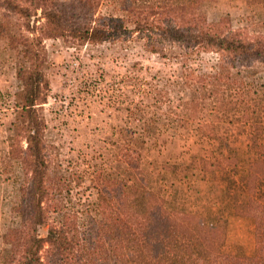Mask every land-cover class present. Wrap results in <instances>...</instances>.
Instances as JSON below:
<instances>
[{
  "label": "trees",
  "instance_id": "obj_1",
  "mask_svg": "<svg viewBox=\"0 0 264 264\" xmlns=\"http://www.w3.org/2000/svg\"><path fill=\"white\" fill-rule=\"evenodd\" d=\"M104 1L111 10L102 13ZM177 1L0 0V27L12 18L18 21L20 33L10 34L9 41L25 64L17 71L8 151L20 162L24 180L11 208L19 223L10 230L13 244L2 264H264V144L251 140L241 151L235 146L238 134L215 131L216 124L228 123L241 132L248 105L253 101L260 105L259 97L247 101L245 77L260 72L264 76V34L235 29L228 17L210 21L201 9L215 0ZM257 1L262 0H250ZM49 39L72 46L134 42L163 58L171 51L169 57L178 60L183 71L169 86L179 88L185 98L181 96V104L174 107L179 113L169 109L170 122L180 134L193 133L198 143L207 141L211 159L199 157L190 165L166 168L195 167L212 179L225 174L222 189L235 196L240 187L244 198L237 196L229 212L249 221L246 246L226 253L224 221L208 224L191 211L168 209L141 168L140 147H119L117 159L123 167L117 173L94 171L93 210L82 209L80 199L72 200L70 179L63 173L66 170L53 166L45 138L42 108L50 96V83L43 42ZM203 54L215 56V61L202 66L198 59ZM142 85L141 95L153 90L155 103H163L156 85L148 90ZM206 102H211L210 109L204 107ZM200 107L208 110L209 120L190 114ZM151 122H141L138 139L144 149V138L155 145L150 138L153 128H148ZM18 137L25 141V149L19 147ZM42 228L45 235L40 234Z\"/></svg>",
  "mask_w": 264,
  "mask_h": 264
},
{
  "label": "rangeland",
  "instance_id": "obj_2",
  "mask_svg": "<svg viewBox=\"0 0 264 264\" xmlns=\"http://www.w3.org/2000/svg\"><path fill=\"white\" fill-rule=\"evenodd\" d=\"M109 10L105 2L101 12ZM201 10L210 21L228 17L235 29L264 34V0H215ZM2 22L0 10V24ZM17 22L12 18L0 27V264L3 256L10 254L13 244L10 230L17 228L19 218L11 208L17 202L16 190L24 180L20 162L8 155L9 131L14 122L13 94L18 91L17 71L25 66L18 50L12 48L9 41L10 34L20 33ZM43 44L50 83V100L42 108L47 125L45 138L53 166L59 165L66 170L63 173L70 179L73 201L80 199L82 209L93 210L96 202L92 187L94 171L117 173L123 167L117 159L119 147L128 144L143 148L141 168L147 172L150 186L158 191L168 209L191 211L208 224L224 221L226 253L233 254L237 247L248 244L249 221L228 215L229 202L236 201L237 196L242 198L240 187L237 190L240 194L235 196L234 192L222 189L225 174L217 173L212 179L195 167L187 171L166 168L167 165L187 166L199 157L211 159L207 141L198 143L193 133L180 134L170 122L169 109L179 113L174 107L181 104V96L185 98L179 88L169 86L183 71L182 64L169 57L170 50L163 58L134 42L72 46L62 40L49 39ZM214 61L213 55L203 54L198 59L202 66ZM140 83L146 90L156 85L163 103H155L153 90L150 95H141ZM245 83L250 92L247 101L256 100V97L260 100V105L254 101L248 105L246 127L240 132L233 124L215 126L218 135L238 134L235 146L241 151H245L251 140L264 144V86H260L264 85V76L260 72L245 77ZM204 105L210 109L211 102ZM204 107L190 114L209 120L208 110L201 111ZM140 109L144 110L142 115ZM145 120L153 121L148 128H153L150 138L155 145L144 138L147 142L144 149L138 137L141 122ZM17 142L25 149L22 138L18 137ZM45 233L42 228L40 234ZM186 236L182 234L183 239ZM195 248L199 250L198 243Z\"/></svg>",
  "mask_w": 264,
  "mask_h": 264
},
{
  "label": "crops",
  "instance_id": "obj_3",
  "mask_svg": "<svg viewBox=\"0 0 264 264\" xmlns=\"http://www.w3.org/2000/svg\"><path fill=\"white\" fill-rule=\"evenodd\" d=\"M242 198H244V197H242ZM232 204H233V202L230 201L229 204H228V207L231 206ZM228 209H229V208H228ZM229 214H230V212H229V210H228V215H229ZM230 216H233V217H235V219H238V220H239V219H240V220H243V221L246 220L245 218L237 217V216H234V215H230ZM246 221H247V220H246Z\"/></svg>",
  "mask_w": 264,
  "mask_h": 264
},
{
  "label": "built area",
  "instance_id": "obj_4",
  "mask_svg": "<svg viewBox=\"0 0 264 264\" xmlns=\"http://www.w3.org/2000/svg\"><path fill=\"white\" fill-rule=\"evenodd\" d=\"M49 100H50V98L48 99V102H49ZM48 102H47V103H48ZM44 105H46V104H44Z\"/></svg>",
  "mask_w": 264,
  "mask_h": 264
}]
</instances>
